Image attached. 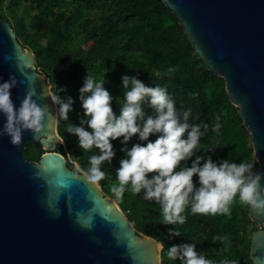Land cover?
Here are the masks:
<instances>
[{"label":"trees","instance_id":"obj_1","mask_svg":"<svg viewBox=\"0 0 264 264\" xmlns=\"http://www.w3.org/2000/svg\"><path fill=\"white\" fill-rule=\"evenodd\" d=\"M24 2L30 6L26 8ZM0 18L10 24L20 47L34 53L36 69L49 76L54 96L73 98L68 120L58 117L57 128L63 143L55 150L65 157L69 169L83 172L88 167L89 156L98 153L96 148L81 149L77 137L65 130L71 122L79 125L83 109L78 89L87 72L98 80L105 79L103 87L113 97L111 106L116 114L123 102L122 75H134L146 85L166 88L177 108L192 110L196 118L190 119L191 123L203 121L209 125L200 139L201 150L197 155L250 162L253 170L258 166L250 134L238 114L239 108L228 97L225 80L210 72L195 56L183 28L162 0H8L7 3L0 0ZM145 111L151 114V109ZM217 116L221 123L218 134L212 131ZM120 139L111 141L116 155L111 163H102L105 176L97 181L115 200L110 187L118 183L116 168L124 155L120 151ZM138 142L144 143L133 136L127 143L131 147ZM210 148L214 151L205 152ZM43 154L39 143L25 150L27 158L35 162ZM75 163L80 171L74 168ZM195 179L194 176V182ZM117 203L138 235L163 244L162 264H180L179 258L167 257V249L173 244L193 242L197 252L213 264L221 259L253 264L250 244L258 228L249 217V206L241 205L238 199L230 206V216L191 214L186 208L185 223L174 226L160 222V206L144 200L142 192L132 194L126 190ZM171 227L181 235L169 239ZM214 237H227V240H214Z\"/></svg>","mask_w":264,"mask_h":264},{"label":"water","instance_id":"obj_2","mask_svg":"<svg viewBox=\"0 0 264 264\" xmlns=\"http://www.w3.org/2000/svg\"><path fill=\"white\" fill-rule=\"evenodd\" d=\"M188 37L195 56L225 80L231 103L248 130L264 173V0H162ZM18 106L29 87L33 99L55 117H45L39 138L25 130L16 146L0 135V264H162L160 243L136 230L98 182L71 170L55 152L62 143L57 105L32 51L23 50L10 24L0 18V82ZM4 117L0 114V128ZM39 143L38 162L25 150ZM264 185V178L261 180ZM259 228L250 259L264 264V212L250 208Z\"/></svg>","mask_w":264,"mask_h":264},{"label":"clouds","instance_id":"obj_3","mask_svg":"<svg viewBox=\"0 0 264 264\" xmlns=\"http://www.w3.org/2000/svg\"><path fill=\"white\" fill-rule=\"evenodd\" d=\"M104 83L105 79L98 80L86 73L78 89L83 109L79 125L71 122L65 127L68 133L77 137L81 149L98 150L89 156L88 167L83 170L88 181L97 182L104 178L102 163H111L116 155L111 141L121 138L120 151L124 155L116 168L118 183L111 185L110 192L117 200L123 198L126 190L132 194L142 192L144 200L160 206L161 223L184 224L186 208L191 214L230 216V206L236 199L241 205L264 212V185L261 184L264 173L253 171L250 162L213 160L211 155H197L201 150L200 139L207 133L209 125L203 121L191 123L190 119L196 118L192 110L177 108L166 88L158 84L146 85L134 75H122L123 102L116 114L111 106L113 97L103 87ZM16 84L15 76L11 75L8 80L0 82V114L4 117L0 135L8 136L10 143L18 146L23 131L29 130L35 139L39 138L46 115L51 120L55 117L33 99L36 92L31 87L17 106L10 92ZM52 100L58 105L59 119L68 120L73 98L64 99L57 95ZM146 108L151 109V114L145 111ZM220 128L217 116L212 131L218 134ZM133 136L144 143H133L129 147L127 142ZM150 136L155 139H149ZM209 151L214 149L205 152ZM168 233L169 239L181 235L175 227L169 228ZM213 239L226 241L227 237ZM230 243L228 241L229 246ZM166 255L171 260L179 258L180 264H213L212 260L197 252L195 242L173 244ZM218 264H238V260L221 259Z\"/></svg>","mask_w":264,"mask_h":264},{"label":"rangeland","instance_id":"obj_4","mask_svg":"<svg viewBox=\"0 0 264 264\" xmlns=\"http://www.w3.org/2000/svg\"><path fill=\"white\" fill-rule=\"evenodd\" d=\"M7 2H8V0H6V3H7ZM24 4H25L26 8H28V7L30 6V3H28V2H24ZM44 77H45L46 80L48 81L49 86L51 87V89L54 88V86H53L52 84H50V82H49V76H48V75H45ZM74 168H75L76 170L79 169V166H78L77 163L74 164ZM98 183H99V182H98ZM102 191H103V190H102ZM103 193H104L105 196L111 198L114 202L117 203V200H115V199H113L111 196L107 195V192H104V191H103ZM117 204H118V203H117ZM262 227L264 228V225H263ZM257 228H259L258 225H257ZM150 238H151V237H150Z\"/></svg>","mask_w":264,"mask_h":264}]
</instances>
